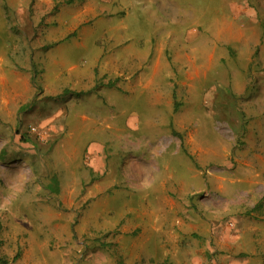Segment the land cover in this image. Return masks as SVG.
Listing matches in <instances>:
<instances>
[{
  "label": "rangeland",
  "instance_id": "obj_1",
  "mask_svg": "<svg viewBox=\"0 0 264 264\" xmlns=\"http://www.w3.org/2000/svg\"><path fill=\"white\" fill-rule=\"evenodd\" d=\"M164 1L169 17L173 13L180 22L176 24L182 29L179 43L187 48L176 49L170 40L171 50L165 54L168 70L158 78L161 86L130 92L125 88L130 73L112 57L145 49L148 38L157 41L169 32L162 25L163 10L154 9L151 0H0V48L8 49L14 66L28 74L27 84L34 91L14 124L0 120V257L4 261L0 264H264L263 241L259 244L263 248L257 245L248 253L227 248L216 254L207 238L211 221L233 232L249 224L232 227V218L251 221L253 217L264 228V198L250 207V196L236 183L229 185L226 205L210 184L225 170L233 180L237 169L233 157L241 142L235 136L231 145L230 131L247 124L242 98L264 92L256 77L264 65V0H244L259 23V42L252 54L240 55L228 48L226 56L222 52L210 64L207 77L194 82L184 81L175 70V65L191 67L193 62L192 31L204 30L193 18L210 31L216 21L233 15L229 3L236 1L176 0L180 9L172 6L175 0ZM202 53L194 60L201 70L207 65ZM98 56L97 86L115 89L105 88L107 97L78 96L73 102L88 110L97 107L105 120L97 127L93 120L70 141L64 125L70 91L62 74L72 64L91 69ZM117 70L120 75L114 77ZM52 71L49 81L55 92L49 94L44 90V74ZM57 74L62 76L54 79ZM244 82L243 94L230 92V83ZM154 95L166 97L167 113L165 104L152 101ZM253 108L264 110V102ZM193 138L202 150L230 145L228 167L222 168L223 162L211 155L206 164L198 165L188 156H193ZM170 144H179L184 152ZM163 165L184 193L191 192L181 194L185 213L178 216L189 227L190 237L177 242L185 247L183 252L193 248L194 256H183L181 248L169 247L175 242L168 241L169 254L159 258L154 255L158 251L154 241L150 245L147 239V229L155 224L163 230L158 242L164 243V227L172 224L167 222L171 216L146 214L152 195H159L160 201L162 194L176 198L180 192L161 185L152 190V182L165 173ZM225 207L229 212H223Z\"/></svg>",
  "mask_w": 264,
  "mask_h": 264
},
{
  "label": "crops",
  "instance_id": "obj_2",
  "mask_svg": "<svg viewBox=\"0 0 264 264\" xmlns=\"http://www.w3.org/2000/svg\"><path fill=\"white\" fill-rule=\"evenodd\" d=\"M234 1L236 2L229 3L233 15L229 18H224L221 21H216V24H214V27L211 28L210 31L200 23L201 20H194L193 18V22H195V24L198 26V29L200 30L202 27H204V30L199 31L198 33L194 32V30L192 31L193 41L195 42H193L192 46L193 62L191 64V67L187 66L186 63H182V65H175V70L183 74L184 81L191 80L192 82H194L201 77H207V73L212 70L210 64L214 63L217 60L216 58L218 54L223 52L220 55L226 56L225 54L227 53L225 50L228 48H232L235 53L237 49V53L240 55H251V50L257 47V44L259 42L258 19L255 18L254 15H252L250 10H247L250 9V5H248L247 8L244 6V0ZM172 3L173 7L177 9L182 8V5L176 2V0ZM150 5L154 9L161 11L163 10L162 16L165 18V23H163L162 25H166L169 32H167L164 37H162V39L157 41L154 40L155 37L148 38V41L145 44V49H141V47L139 46V49L141 50L138 49L139 51L131 52L125 57H112L113 60L122 61V63H119V65L123 64L126 68V71L130 73V78L128 79V83L125 87L130 92L136 89L148 90L153 86H161L158 78L160 77V74H163L162 71L166 70L167 72L168 70L169 63L168 59L165 58V54L171 50L170 40H172V44H176V49L179 45L182 49L183 47L184 49L187 48L183 46V44L179 43L178 34L181 33L182 29L176 25L180 22L173 19V13L170 17L167 14V7L169 5L166 4L164 0H151ZM242 16H244V18H242ZM155 19L159 20L158 17ZM170 26H172V30H169ZM175 33L178 37V40H176V37L173 35ZM252 40L253 45L251 44ZM7 50L3 47L0 48V120L5 124H14L16 122V118L19 114L20 108L28 104V102L34 95V91L32 87L27 84L28 74L25 71H19L14 66L12 60L8 56L9 54ZM201 51L203 52V58L205 59L204 63H207L203 70H201L199 66L197 67L194 65V60L198 58L200 59V56L198 54L201 53ZM98 58L96 59L97 64L95 66H92L91 69H78V67L82 66H76L72 64L70 66H67V68L65 69V73L62 74L65 77L67 88L70 91V98L65 102L67 113L65 110L64 120L66 130L65 135L70 141L71 137L75 135V133H80V131L85 129L93 120H95L96 127L99 126L100 121L105 120L104 116L98 115L99 110L97 109V107L94 108L92 106L91 110H88L85 106L78 107L79 102H73V99L78 96L92 95L95 99H97L98 97H107L104 94V90L105 88L112 87L104 85L97 86L98 83L96 82V78L94 75V67H96L100 63V56H98ZM109 60L111 59L108 58V61ZM57 62L58 60L53 61L54 64ZM59 62L62 63L61 61ZM261 66L262 69H260L258 71V74L256 75L258 83L260 84L257 85V87L264 88V65L262 64ZM96 71L99 72V70ZM117 72L118 70L116 71L114 77L120 75ZM215 73L217 72L215 71ZM52 74H54L53 71L50 75L47 73L44 74V90L49 94L53 91L55 92V90L51 89V84L49 81ZM186 74L187 76L185 79ZM62 75L57 74L54 76V79H59ZM245 83L246 82L242 83V85H233L230 83V86L232 88L230 92L237 95L243 94V89H245L246 87ZM13 86H15L18 90L13 88ZM112 89L115 88L113 87ZM166 93L167 92H163L162 94ZM261 96H264L263 91L260 92V95H255L254 97L248 96L242 98L241 105H243L244 107L243 110L246 111L244 117H246L247 119V124L243 125V129H239V127L237 126V128H235V131H230L232 135L231 145L234 144L235 136H238L241 142L239 148L236 149L237 153L233 157V161L236 164L237 168L234 172L233 180H229L227 178L228 172L225 170L221 171L219 176H214L212 178V182H210V184L215 187V190L220 195L219 198L223 200L226 205L227 201L229 200L226 194L231 190L229 185L236 183L239 185H243L245 193L250 196V198H248L249 201H252L250 207H254L257 202L261 200V198H264V110L258 108V112H256L253 108L261 106V104L264 102ZM152 101L158 104H165L167 109L163 110V105L161 106V108L163 112H168V101L166 100V97H163L162 95H154ZM111 118L114 125V115H112ZM128 126L132 125L129 123ZM94 131L97 132L98 129H94ZM164 132V137H166V130ZM193 140L194 146H192V148L190 149L193 151V156L188 154L187 155L191 158L196 159L198 165L206 164L207 158L211 155L212 157H215L223 162L221 166L222 168L228 167L225 165H227L230 160V145L222 144L220 150H216L211 147L205 149V151L202 150L200 146H197V142L194 138ZM170 146H174L178 151L182 150L179 144H170L169 147ZM218 151L220 152L218 153ZM163 167L165 168L164 165ZM236 174L241 175L243 179L237 178ZM151 176L152 177L150 178L154 177L152 174ZM149 181L148 179L146 180V182ZM217 181L219 184L217 183ZM160 185L162 186V188L164 187L168 191L176 190L177 192L179 190V195L176 198H173L170 196L166 197L162 194L160 201L158 199L159 195H152V198L150 200L152 204L145 207L150 209V211L146 212V214L154 216H171V221L168 220L167 222H172V224H175L176 227L171 226L172 224L164 227V232L166 234L165 238L167 241L165 240L164 243L160 244L158 240L162 242L163 230L159 227H155V224H153L147 229V239L149 241V244L152 243V240L154 241L158 249V251L154 252V255L159 258H161L162 256H167V254H169V251H166V242L168 241L175 242L169 245V247L173 245V247L177 249L181 248L180 252L183 256H191L194 254L193 248H189L187 252H183V249L185 247H183V244H181V246H178L179 242H177L180 241L182 243V240L184 238L187 239L190 237L186 235L190 234L189 227L185 228L183 221L178 218V216L184 215L185 213L184 207H182L180 200L184 198L183 196H188L189 194H191V192L184 193L182 191V187L179 186V182L177 180L176 183L174 182V177L169 172L168 166H166L165 173L162 178L160 177V181L158 180L152 182V190L157 189ZM181 194H183V196H181ZM215 198H218L217 195L215 196ZM262 209L264 210V203ZM223 212L227 213L229 211H227V208L225 207ZM249 216L255 215L250 212ZM249 218H251L252 220H245L243 219V217L232 218V221L234 223L232 227H239L240 225L243 226L245 224H249L247 228H236L233 232L230 231L231 229H229L227 225L221 226V222L211 221V224L208 227L210 234L207 236V238L213 242L216 254L217 252L219 253L221 252V250H225L227 248H229L230 250L236 248L239 252L248 253V251L253 250L254 248L256 249L257 245H259L262 241V244L264 245L263 225L257 224L256 221L253 220V217ZM197 219L196 225L200 228L201 219ZM146 243V245H148V242ZM229 246H231V248ZM259 246L262 247L261 245ZM205 248L209 249L208 242L207 245H205ZM197 256L198 258L201 257L200 250L197 252ZM136 257H130L131 261L136 263Z\"/></svg>",
  "mask_w": 264,
  "mask_h": 264
},
{
  "label": "trees",
  "instance_id": "obj_3",
  "mask_svg": "<svg viewBox=\"0 0 264 264\" xmlns=\"http://www.w3.org/2000/svg\"><path fill=\"white\" fill-rule=\"evenodd\" d=\"M177 109V106L175 107V110ZM17 257V255L14 257V258H16ZM1 262H4L3 260H1V257H0V263Z\"/></svg>",
  "mask_w": 264,
  "mask_h": 264
},
{
  "label": "built area",
  "instance_id": "obj_4",
  "mask_svg": "<svg viewBox=\"0 0 264 264\" xmlns=\"http://www.w3.org/2000/svg\"><path fill=\"white\" fill-rule=\"evenodd\" d=\"M32 131H35V129H32Z\"/></svg>",
  "mask_w": 264,
  "mask_h": 264
}]
</instances>
